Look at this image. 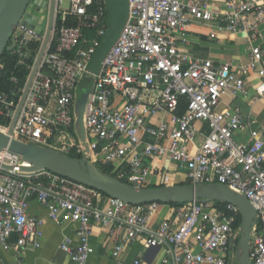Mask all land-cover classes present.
<instances>
[{
  "label": "built area",
  "instance_id": "obj_1",
  "mask_svg": "<svg viewBox=\"0 0 264 264\" xmlns=\"http://www.w3.org/2000/svg\"><path fill=\"white\" fill-rule=\"evenodd\" d=\"M214 2L128 0L124 29L92 74L87 64L106 29L105 0H68L65 10L55 0L51 33L10 137L73 158L86 156L136 188L150 187L151 164L168 155L184 170V184L223 185L250 202L256 212L250 263L264 264V127L238 141L245 127L242 113L219 109L226 93L247 95L244 78L251 74L257 79L256 97L264 98V42L250 46L241 67L194 59L184 51L193 23L232 34L244 31L256 39L257 26L264 24V0H221L216 8ZM13 38L16 67L31 71L33 46L41 45L43 33L19 23ZM26 81L21 86L11 75L9 93H0L2 133L8 132ZM86 87L81 139L76 108ZM0 163L12 167L0 168V254L40 247L42 221L27 214L28 200L35 199L52 223L77 226L78 244L60 245L70 264H85L93 252L88 242L93 225L107 230L115 259L142 239L145 249H163L160 264L235 262L240 215L233 206H132L48 171L19 173L23 162L5 152ZM161 207L171 215L152 227Z\"/></svg>",
  "mask_w": 264,
  "mask_h": 264
},
{
  "label": "water",
  "instance_id": "obj_2",
  "mask_svg": "<svg viewBox=\"0 0 264 264\" xmlns=\"http://www.w3.org/2000/svg\"><path fill=\"white\" fill-rule=\"evenodd\" d=\"M50 1L49 13L45 18L43 11L47 0H0V56L4 50L7 52L13 50L15 45L13 34L19 23L41 33L43 32V22L46 20L43 39L18 102L15 115L9 124L8 132H0V152H5L27 165L18 166L19 173L48 171L132 206L153 203L181 205L201 202L224 203L233 206L240 215V237L234 264H251L250 242L253 226L256 222V212L244 196L235 193L226 186L219 184H177L136 188L102 172L86 156L73 158L55 150L26 144L10 137V131L19 114L51 33L55 0ZM105 5L106 29L87 64V70L92 74L98 73L105 56L119 38L128 18V0H105ZM83 108V101L77 100V125L80 129L81 139L83 136L80 119ZM0 168L6 171L12 170V167L5 163H0Z\"/></svg>",
  "mask_w": 264,
  "mask_h": 264
},
{
  "label": "crops",
  "instance_id": "obj_3",
  "mask_svg": "<svg viewBox=\"0 0 264 264\" xmlns=\"http://www.w3.org/2000/svg\"><path fill=\"white\" fill-rule=\"evenodd\" d=\"M221 0H215L213 7H217ZM215 37L210 38L209 34ZM251 35L241 31L235 34L229 33L214 25H198L193 23L189 27L188 45L184 47L192 58L199 60H211L214 63H228L234 67L246 65L250 54V46L261 45L264 42V24L257 26L256 39L250 40ZM264 67V61L261 64ZM248 93L246 96L226 93L219 104V109L238 108L245 119L244 129L236 135L238 141H247L249 132L261 130L264 127V98L256 97L254 87L257 83L255 75L244 78ZM200 127V125H197ZM203 127V126H202ZM264 140V134L262 135ZM201 141L199 136L197 143ZM153 174L150 176V186L179 185L184 184V170L176 167L168 155L151 164ZM27 214L29 217L42 221L40 247L26 249L23 253L16 250L0 254V264H70L68 255L60 249V245L66 240L70 246L78 244L76 238L77 226L72 223L56 225L52 223L46 214V210L35 199L27 202ZM168 208L161 207L158 214L151 220V226L163 218L170 217ZM122 230L118 231L121 234ZM16 237L12 235L10 242ZM89 245L93 252L89 255L85 264H132L135 259L141 264H160L163 249L143 247V240L139 239L128 245L120 256L115 259L111 255L112 242L107 230L99 225H93L89 236Z\"/></svg>",
  "mask_w": 264,
  "mask_h": 264
},
{
  "label": "trees",
  "instance_id": "obj_4",
  "mask_svg": "<svg viewBox=\"0 0 264 264\" xmlns=\"http://www.w3.org/2000/svg\"><path fill=\"white\" fill-rule=\"evenodd\" d=\"M38 46L39 43L33 46L32 55H34V51L38 48ZM32 61L33 60L31 58L29 61V65L32 64ZM0 66H2V70H0V93H5V94L9 93L11 89V86L9 84V78L11 75H16L20 80L21 86H23L25 82V78L27 77L29 71L24 68L16 67V59L11 52H7L6 50L2 52L0 56ZM0 123H6V122L0 119ZM97 168H99L102 172L106 174H110V167L108 166L97 164ZM150 187H155V186H150ZM215 205L217 207H223L226 204L215 203ZM170 206H179V205L172 204ZM239 224H240V218L237 219L236 225L239 226Z\"/></svg>",
  "mask_w": 264,
  "mask_h": 264
},
{
  "label": "rangeland",
  "instance_id": "obj_5",
  "mask_svg": "<svg viewBox=\"0 0 264 264\" xmlns=\"http://www.w3.org/2000/svg\"><path fill=\"white\" fill-rule=\"evenodd\" d=\"M60 9H62V10H65V9H67L68 8V0H60ZM43 15L45 16V18H46V16H47V11L46 10H44L43 11ZM43 32L42 33H44V31H45V27H46V20L43 22ZM39 48H40V44H39V46H38V48L34 51V55H32L33 56V61H32V64L30 65V67H32V65H33V63H34V61H35V59H36V56H37V54H38V51H39ZM2 69V68H1ZM29 72H30V70H29ZM28 72V73H29ZM27 78V77H26ZM26 78H25V81H26ZM85 82V81H84ZM25 83V82H24ZM90 86V85H89ZM89 89L90 88H88V87H86V88H84V89H82V91H81V93H80V95H79V98H78V100L79 101H83V103H85V101H86V95H87V93H88V91H89ZM21 95V94H20ZM20 95H19V98H20ZM95 166L97 167V164H95Z\"/></svg>",
  "mask_w": 264,
  "mask_h": 264
},
{
  "label": "flooded vegetation",
  "instance_id": "obj_6",
  "mask_svg": "<svg viewBox=\"0 0 264 264\" xmlns=\"http://www.w3.org/2000/svg\"><path fill=\"white\" fill-rule=\"evenodd\" d=\"M50 4H51V1H50V0H47V4H46V6H45V8H44V10L47 11V16H48V13H49ZM47 16H46V17H47Z\"/></svg>",
  "mask_w": 264,
  "mask_h": 264
},
{
  "label": "bare ground",
  "instance_id": "obj_7",
  "mask_svg": "<svg viewBox=\"0 0 264 264\" xmlns=\"http://www.w3.org/2000/svg\"><path fill=\"white\" fill-rule=\"evenodd\" d=\"M25 166H27L25 163H23Z\"/></svg>",
  "mask_w": 264,
  "mask_h": 264
}]
</instances>
